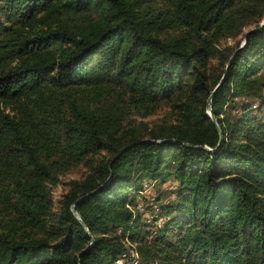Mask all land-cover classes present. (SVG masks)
Wrapping results in <instances>:
<instances>
[{
	"label": "trees",
	"instance_id": "obj_1",
	"mask_svg": "<svg viewBox=\"0 0 264 264\" xmlns=\"http://www.w3.org/2000/svg\"><path fill=\"white\" fill-rule=\"evenodd\" d=\"M263 18L264 0H0V264H264ZM146 180L176 187L150 201Z\"/></svg>",
	"mask_w": 264,
	"mask_h": 264
},
{
	"label": "rangeland",
	"instance_id": "obj_2",
	"mask_svg": "<svg viewBox=\"0 0 264 264\" xmlns=\"http://www.w3.org/2000/svg\"><path fill=\"white\" fill-rule=\"evenodd\" d=\"M262 21H264V18L262 19ZM251 27H254V25L246 26L243 29L242 33L239 34V36L237 38H228L227 42L232 44V43H235V41L239 39V41H241V43H243L245 40L244 35L247 32V30H249V28H251ZM167 113H168V106L163 105L156 113H154L150 116H147V117L139 118V120H142L144 122L153 123L154 121L161 120L162 117L164 115H166ZM85 173H86V167H84L82 164H80V165L70 169L69 171H67L66 173H64L60 176L59 183L53 187V193H54V197H55L57 206H59L62 194L68 188V182L73 178H81ZM145 186H146V188L143 191L142 195H145V197H147V199L152 201L153 198L156 195H158V193H160L161 191H165L166 189L175 188L176 183L169 181L163 185H157V183L155 184L153 182H149L146 180ZM171 197H173V196L169 195V198H171ZM140 201H141L140 209L144 210L145 206L143 205L142 200H140ZM149 216H151V213L148 211L145 213V217L147 218Z\"/></svg>",
	"mask_w": 264,
	"mask_h": 264
},
{
	"label": "built area",
	"instance_id": "obj_3",
	"mask_svg": "<svg viewBox=\"0 0 264 264\" xmlns=\"http://www.w3.org/2000/svg\"><path fill=\"white\" fill-rule=\"evenodd\" d=\"M113 264H147L139 254L138 250L130 247L124 254L115 260Z\"/></svg>",
	"mask_w": 264,
	"mask_h": 264
},
{
	"label": "water",
	"instance_id": "obj_4",
	"mask_svg": "<svg viewBox=\"0 0 264 264\" xmlns=\"http://www.w3.org/2000/svg\"><path fill=\"white\" fill-rule=\"evenodd\" d=\"M262 25H264V21H262V22L260 23V26H262ZM248 32H249V31H247V34H248ZM246 37H247V35H246ZM246 37H245L244 42L240 45V47L243 46V45L245 44V42H246ZM235 53H236V51L233 53V55H232L230 61L227 63L226 69H228V67H229V65H230V62H231V60L233 59ZM225 74H226V71H225ZM225 74H224V76H225ZM224 76H223V77H224ZM211 107H212V105H211V103H209V109H210V112H211ZM213 119L215 120V122H216L218 128L221 130V127H220V125H219V123H218V121H217V119H216L215 116H213ZM73 210H74V213H75V214L81 219L80 213H79L78 210L75 208V205H73Z\"/></svg>",
	"mask_w": 264,
	"mask_h": 264
}]
</instances>
